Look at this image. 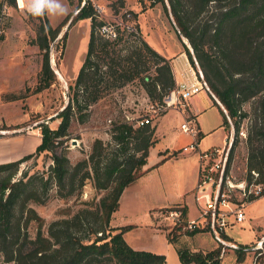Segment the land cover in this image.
Masks as SVG:
<instances>
[{
  "label": "trees",
  "instance_id": "16d2710c",
  "mask_svg": "<svg viewBox=\"0 0 264 264\" xmlns=\"http://www.w3.org/2000/svg\"><path fill=\"white\" fill-rule=\"evenodd\" d=\"M4 1L15 5V0ZM168 1L175 23L190 42L204 79L226 108L236 134L246 121L245 178L261 183L264 194V0ZM117 2L111 5L114 12L123 5V0ZM80 5L71 22L90 18L87 48L74 82L69 85V99L59 111L57 126L48 128L40 124L42 135L34 152L0 162V253L4 260L14 264H165L164 254L136 249L126 242L123 233L130 224L110 225L122 191L141 174L149 149L156 142V123L137 124L128 119L115 122L110 139L94 138L88 156L73 165L66 155L65 141L73 117L84 122L92 103L134 79L141 81L151 101L159 105L175 85L171 59L141 36L129 38L122 33L115 39L104 38L97 30L102 20L95 16L92 6ZM31 13L40 17L31 42L42 52L37 86L42 89L54 78L50 43L66 24V18L52 26L43 7H36ZM63 36L65 39L67 30ZM183 45L193 62L190 50L184 42ZM245 102H249V107H244ZM224 123L230 125L225 113ZM237 142L236 136L227 168ZM40 151L50 152L52 164L48 175L22 172L13 179L19 164ZM87 178L92 179L95 188L107 190L95 209H81L72 216L52 220L46 233L39 224L30 235V221H39L41 217L28 202H43L42 193L51 183L57 185L58 195L69 196ZM171 209L179 210L182 218L187 214L185 205ZM198 230L201 229L188 231ZM180 233L178 226L166 236L169 242L176 243ZM223 235L229 240L227 234ZM238 246L234 252L237 261H242L248 246ZM176 250L182 264H222L218 247L203 251L178 245Z\"/></svg>",
  "mask_w": 264,
  "mask_h": 264
},
{
  "label": "rangeland",
  "instance_id": "374dc122",
  "mask_svg": "<svg viewBox=\"0 0 264 264\" xmlns=\"http://www.w3.org/2000/svg\"><path fill=\"white\" fill-rule=\"evenodd\" d=\"M0 1H3L4 9V12L0 11V26L3 29L0 39V69L6 72L1 76L4 82L0 83V116H3L0 118V127L6 132L0 136H10L9 143L5 145L14 154H21L15 158L18 159L24 154L35 151L42 135L40 124L48 128L57 126L60 120L59 111L69 99V85L73 84L85 56L91 21L90 18L73 19L66 29V24L61 27L55 39L50 43L49 49L50 57L54 60L52 66L58 70V74H54L48 87L37 89L42 52L35 43L31 42V39L36 34L40 17L31 11L36 7H43L51 25L57 26L65 18L67 22L81 2L80 0H39L38 4L31 2L27 4L24 0V6L21 7L17 0H15V5H8L4 0ZM100 2L110 10L111 15L104 16L107 20H111L112 15H121L123 9L131 10L133 14L131 20L138 30L135 36L144 38L141 24L147 38L162 50L168 46L173 48L178 42L181 44L184 42L175 29L168 12L170 9L168 0H123V5L117 12H114L111 7L113 2L118 3L117 0H100ZM22 3L21 0V5ZM65 30H67V36L64 39ZM128 36L129 38L135 37L132 34ZM184 38L185 46L192 55L193 62L190 61V63L196 69L194 63L197 59L193 48L188 39L185 36ZM196 63L199 65L198 61ZM195 96L200 97L205 103L210 93L204 88ZM153 106L156 104L149 98L141 81L134 79L122 87L109 91L98 101L92 103L89 107V116L84 122L78 121L76 117L71 119L65 144H67L66 155L73 165L81 158L88 156L94 138L100 137L104 141L110 139V130L115 122L127 119L137 121L143 116L150 115L152 123H156L158 117L169 109L167 115L158 123L157 133L161 142L151 146V155L147 157L145 163L146 173L125 187L120 196V204L110 220V225L130 224L123 233L126 242L136 249L164 254L165 264H182L176 250L178 245L203 251L218 247L222 264H264V240L260 241L264 237V232H258L264 228L263 194L250 207H245L249 204L247 200L248 203L244 206L245 219L226 228V234L232 243L248 246L242 261H237L234 247L229 245L230 243L218 242L206 229L188 231V222L191 219L188 214L182 218L179 210L174 213L175 210L171 209L183 204L184 198L178 196L181 195V190L178 185V170L175 169L177 163L182 164V161L174 158L157 164H154V161L158 147L165 148L167 145L172 149L174 144L180 140L179 138L190 137L188 133L182 132L179 128L181 121L185 118L187 107L183 106L182 110L168 108L161 113H154ZM244 107H249V102H245ZM221 116V112L212 107L207 108L202 118L207 125H214L218 118L222 122L223 117ZM245 127L246 121H243L240 129L245 132ZM34 132L38 133L34 134ZM227 134L228 129L224 126L216 129L207 141H201L200 146L204 147L210 142L220 143L217 146H221ZM155 137H157L156 133ZM0 145L4 143L0 142ZM182 152H185L182 146L172 150L175 154ZM246 154L245 136H239L229 165V172L234 176L235 181L246 176ZM188 160L192 161V159ZM188 160L184 161V166L187 165ZM50 164H52L50 152L40 151L19 164L13 179L20 177L22 172L28 175L43 174L46 177ZM106 191V189L95 188L92 179L87 178L83 186L76 189L73 194L60 196L57 193V185L51 183L46 193H42L45 198L43 202L32 200L28 202V205L32 206L41 217L39 221H30L28 225L30 235L35 233L39 224L46 233L52 220L72 216L85 208L94 210L100 197ZM189 211L190 215L197 214V211L199 213L195 201L191 202ZM178 226H180L181 233L177 235L176 243L169 242L166 233L168 231L173 233ZM0 264H14V262L4 260L0 253Z\"/></svg>",
  "mask_w": 264,
  "mask_h": 264
},
{
  "label": "built area",
  "instance_id": "2783aa9c",
  "mask_svg": "<svg viewBox=\"0 0 264 264\" xmlns=\"http://www.w3.org/2000/svg\"><path fill=\"white\" fill-rule=\"evenodd\" d=\"M80 2L82 5L85 3L90 4L95 16L102 20L97 30L104 38L115 39L122 33L124 35H137V27L131 20L133 15L131 10L123 9L121 15H112V19L107 20L104 16L111 15L110 10L100 0H81ZM3 10L2 7L0 11ZM2 35L3 29L0 26V39ZM190 72L191 79L176 81L175 85L165 93L162 102L153 106L152 111L154 113L163 112L168 108L182 110L192 95L205 88L204 80L191 63ZM148 122H152V116L150 115L143 116L136 121L137 124ZM179 128L190 136V141L182 146V150L185 152L196 151L200 166L194 192V199L199 208V213L197 217L189 219L188 228L189 230L195 228L206 229L218 242L237 245L224 238L223 234L227 233V227L243 221L246 217L244 206L262 195L261 183L248 182L246 178L235 181L234 176L229 172V167H226L235 137L245 136L246 132L240 129L236 134L235 129L230 128L226 140L221 146L200 150L198 146L199 129L195 117L193 115L185 116ZM5 132L6 130L0 127V134ZM252 173L254 177L257 176V172L254 170H252ZM174 213H177L176 210Z\"/></svg>",
  "mask_w": 264,
  "mask_h": 264
},
{
  "label": "crops",
  "instance_id": "0c3cea01",
  "mask_svg": "<svg viewBox=\"0 0 264 264\" xmlns=\"http://www.w3.org/2000/svg\"><path fill=\"white\" fill-rule=\"evenodd\" d=\"M22 2L23 3L21 5V0H19V3H20L19 6H21V7L24 6V0H22ZM26 2H27V4L29 2H31L32 4H38V2H40V1L39 0H26ZM140 27L142 30V37H144V39L152 47H154L157 51H159L161 54H163L164 56L171 59L170 62H171V67H172V72H173L175 82L179 81V80H183V79H191L190 60H189L188 55L185 51L183 42L180 40L182 42V44L178 42V44H176L173 48L171 46L170 47L168 46L166 49L163 48V50H162V49L156 47L153 44V42L149 38H147L146 34L143 31L141 24H140ZM4 73H6V72L0 69V83L4 82V79L1 77ZM195 95L196 94H194V96H192L189 100H187L186 104L184 105L185 107H187V109L185 110L186 111L185 116L193 115L195 117L198 129H199L198 146H199L200 150H206V149L211 148L213 146H217L220 143H211L210 142V143H207L204 147H201L200 146L201 141H207L213 131H216V129H219V128H223V126L225 128H227L228 132H229L230 131V129H229L230 125L227 126L224 123V113L222 111V107L219 103H214V98L211 96V94H210V97L206 98L205 103L203 101H201L200 97L198 98ZM212 107H214V109L217 108L221 112V115H222L221 118L223 117L222 122H221L220 118H218V120L216 121V123H214V125H207L205 123V120H203L202 115L207 110V108H212ZM168 110H166L163 114H161L156 121L155 133L157 134L156 138L158 139L155 142L156 144L161 142L160 136L157 133L158 132V129H157L158 123L161 119H163V117H165L167 115ZM181 112H183V111H181ZM0 118H3V116H0ZM36 133H38V132H34V134H36ZM179 139L180 140L174 144L172 149L170 147H167V145H165V148L158 147L157 148V155L155 156L156 159L154 161V164L155 163L157 164L158 162L160 163L161 161H164V160L169 159V158H174V159H177V161L178 160L182 161V164L177 163L176 168H175L178 170L177 171L178 172V175H177L178 185H179L180 190H181V195H178V196H179V198H184L182 201L183 202L182 205L186 206L188 216L190 218H193V217L197 216L198 211H197V214L190 215L189 210H190L191 202L195 201L194 192H195V186L197 183L199 167H200L199 166V157H198V153L196 151L182 152L180 154L179 153L178 154H175V153L172 154V150H174V149L176 150L179 147L187 144L190 141V137H188V138L182 137ZM9 141H10V136H6V137L0 136V142L4 143V145H0V162L12 160V159H15L21 155L20 153L14 154L12 151L7 149L6 145L9 143ZM5 143H6V145H5ZM151 149H152V147H150L149 154L147 157H150V155H151L150 150ZM188 159H192V161H189ZM185 160H188L186 166H184ZM145 165L146 164H144L140 169L141 174L139 176H137L134 180L143 176V174L146 173ZM263 195L253 199L245 207H250L253 203H255ZM119 204H120V200H119ZM258 232L263 233L264 228H262Z\"/></svg>",
  "mask_w": 264,
  "mask_h": 264
},
{
  "label": "water",
  "instance_id": "95a60500",
  "mask_svg": "<svg viewBox=\"0 0 264 264\" xmlns=\"http://www.w3.org/2000/svg\"><path fill=\"white\" fill-rule=\"evenodd\" d=\"M80 6H82V4H81ZM78 10H79V8L76 9V11L71 15V17H69V20L66 22V25H65L66 27H65V29L68 27L69 23L71 22L72 18L74 17V15L76 14V12H77ZM168 12H169V14H170V16H171V19H172L173 23H174L175 29L177 30V32L179 33V35L183 38V41L186 42V40H185V38H184V35L181 33L180 29L178 28L177 24L175 23V21H174V19H173V17H172V12H171V10L169 9ZM193 59H194V62H195V61H196L195 58H193ZM49 60H50L51 66H52V63H54V60H53L52 57H50ZM196 62H197V61H196ZM196 62H195L194 64H195V66H196V70H197L198 73L201 75V78L204 80V86H205V89L211 94V96H213V98L217 101V103H219V104L221 105L223 112H224V113L226 114V116H227V119H228V121H229L230 127L233 128V127H234V125H233V121H232V119L230 118V116L228 115L226 108H225L224 105L221 103V101L217 98V96L211 91V89H210L208 83H207L206 80L204 79V76H203V74H202V71H201L199 65H198ZM52 68H53V71L55 72V74H56V73L58 74V70H57L56 68H54L53 66H52ZM73 141H75V140H73ZM263 240H264V237H262L260 241L262 242ZM226 244H229V243H226ZM229 245H231V244H229ZM231 246L234 247V248H235V247H239L238 245H231ZM247 248H248V247H247Z\"/></svg>",
  "mask_w": 264,
  "mask_h": 264
},
{
  "label": "bare ground",
  "instance_id": "6f19581e",
  "mask_svg": "<svg viewBox=\"0 0 264 264\" xmlns=\"http://www.w3.org/2000/svg\"><path fill=\"white\" fill-rule=\"evenodd\" d=\"M8 131V130H7Z\"/></svg>",
  "mask_w": 264,
  "mask_h": 264
}]
</instances>
